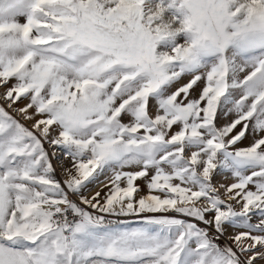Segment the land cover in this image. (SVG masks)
<instances>
[{
  "label": "snow or ice",
  "instance_id": "obj_1",
  "mask_svg": "<svg viewBox=\"0 0 264 264\" xmlns=\"http://www.w3.org/2000/svg\"><path fill=\"white\" fill-rule=\"evenodd\" d=\"M0 264H264V0H0Z\"/></svg>",
  "mask_w": 264,
  "mask_h": 264
}]
</instances>
